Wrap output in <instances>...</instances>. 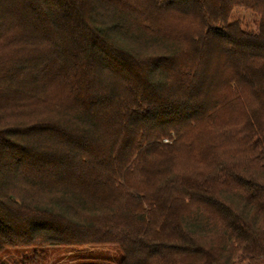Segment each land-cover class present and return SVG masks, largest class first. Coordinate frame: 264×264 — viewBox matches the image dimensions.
Segmentation results:
<instances>
[{
    "label": "trees",
    "instance_id": "obj_1",
    "mask_svg": "<svg viewBox=\"0 0 264 264\" xmlns=\"http://www.w3.org/2000/svg\"><path fill=\"white\" fill-rule=\"evenodd\" d=\"M51 247L264 264V0H0V264Z\"/></svg>",
    "mask_w": 264,
    "mask_h": 264
},
{
    "label": "rangeland",
    "instance_id": "obj_2",
    "mask_svg": "<svg viewBox=\"0 0 264 264\" xmlns=\"http://www.w3.org/2000/svg\"><path fill=\"white\" fill-rule=\"evenodd\" d=\"M234 17L240 21L243 29L257 32L259 17L246 9L236 8ZM165 141H167L165 139ZM27 258V261L24 260ZM123 253L118 247H93L68 249L51 247L35 254L34 249H10L6 251L2 261L6 264H119Z\"/></svg>",
    "mask_w": 264,
    "mask_h": 264
}]
</instances>
